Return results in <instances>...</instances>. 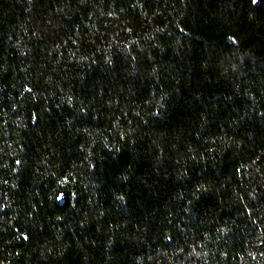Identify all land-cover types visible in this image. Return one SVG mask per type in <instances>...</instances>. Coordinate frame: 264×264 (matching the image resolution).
Here are the masks:
<instances>
[{
	"label": "trees",
	"instance_id": "obj_1",
	"mask_svg": "<svg viewBox=\"0 0 264 264\" xmlns=\"http://www.w3.org/2000/svg\"><path fill=\"white\" fill-rule=\"evenodd\" d=\"M0 264H264V0H0Z\"/></svg>",
	"mask_w": 264,
	"mask_h": 264
}]
</instances>
